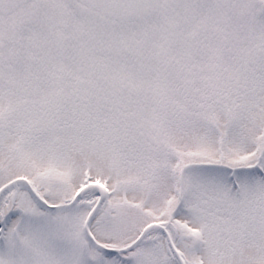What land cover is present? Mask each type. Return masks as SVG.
Masks as SVG:
<instances>
[{
	"label": "snow or ice",
	"instance_id": "snow-or-ice-1",
	"mask_svg": "<svg viewBox=\"0 0 264 264\" xmlns=\"http://www.w3.org/2000/svg\"><path fill=\"white\" fill-rule=\"evenodd\" d=\"M0 264H264V0H0Z\"/></svg>",
	"mask_w": 264,
	"mask_h": 264
}]
</instances>
